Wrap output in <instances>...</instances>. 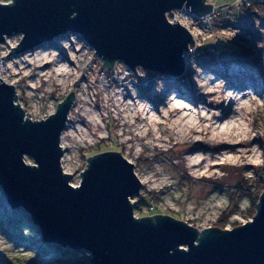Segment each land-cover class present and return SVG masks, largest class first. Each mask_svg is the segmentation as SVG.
<instances>
[{
  "label": "clouds",
  "instance_id": "1",
  "mask_svg": "<svg viewBox=\"0 0 264 264\" xmlns=\"http://www.w3.org/2000/svg\"><path fill=\"white\" fill-rule=\"evenodd\" d=\"M200 2L203 9L209 10L203 15L198 13V19L187 14L192 12L187 0H183L179 9L171 8L162 14L169 27H179L190 37L191 43H186L185 49L193 71L191 79L197 94L204 98L195 105L174 91L162 104L155 106L141 99L134 85L147 75L142 65L129 67L119 59L106 60L95 48L78 40L75 34L70 33L67 40L59 41L65 56L61 59L59 51L40 48L11 56L10 53L24 41L25 33H0V85L13 90L11 105L22 113L21 125L47 123L58 114L69 96L72 97L63 127L57 135V148L61 153L58 168L60 175L67 178L65 183L69 189L76 191L82 187L84 174L96 157L84 160L82 151L97 146L108 135L109 121L115 122L118 142L125 148L122 161L130 167L131 176L138 185L135 194L125 196L131 208V219L135 222L148 219L156 226L157 217L170 218L137 215L140 201L135 197L145 192L160 194L164 189L175 190L179 177L174 168L197 181L201 178L222 181L229 175L225 169L243 170L244 180L254 187L259 181L257 170H264V94L258 95L251 88H227L223 78L205 73L195 63V53L200 48L192 40V37L207 39L216 31L223 33L225 39L213 40L212 45L217 42L227 44L240 33L239 28L219 27L221 22L217 21V16L221 10L225 11V20L232 24L245 13L249 14L253 28L264 37L261 7L257 0H234L223 6L216 5L214 0ZM15 4L16 0H0V7L12 8ZM259 4L264 5V0H259ZM233 7L236 13L231 12ZM76 16V12H71L68 18L72 20ZM255 47L264 49V39L258 40ZM260 61L264 64V52ZM46 64L49 67L44 68ZM85 76L88 79H83ZM155 85V92L159 94L163 89L162 79H157ZM57 99L64 103L58 105ZM224 109H229L226 115ZM173 150L180 155L172 158ZM20 161L26 168L38 170L40 167L27 153H21ZM164 195L168 197L167 206L179 212L171 193ZM261 197L264 195L255 205H251L247 196L242 198L240 210L233 215V220L239 221L238 227L214 226L222 215L217 205L226 211L229 204L228 197L219 193L213 194L212 201L194 214V204L190 203L189 214L181 223L197 232L193 246H199L206 230L231 233L251 224L259 213ZM160 204L164 206L165 201L161 200ZM250 206L255 208L256 214L245 219L243 213ZM208 208L212 210L206 211ZM195 221L202 222L197 225ZM21 231L24 236L34 235L28 228ZM0 242L13 249L23 248L16 247L2 233ZM177 250L187 253L189 248L179 244ZM29 251L35 259L36 251ZM91 255V252H84L86 257Z\"/></svg>",
  "mask_w": 264,
  "mask_h": 264
},
{
  "label": "water",
  "instance_id": "2",
  "mask_svg": "<svg viewBox=\"0 0 264 264\" xmlns=\"http://www.w3.org/2000/svg\"><path fill=\"white\" fill-rule=\"evenodd\" d=\"M182 3L16 0L15 7H0V33H25L15 53L38 48L64 33H78L106 60L119 59L129 67L139 64L175 77L185 71L181 54L191 40L181 28L169 27L162 14ZM187 3L199 14L209 10L202 8L200 0ZM71 12L77 13L75 19L68 18ZM12 96L11 88L0 85V187L12 209L22 208L31 215L43 242L85 249L92 254V264H264V197L251 224L231 233L206 230L199 246H193L198 234L183 220L169 214L148 215L177 221L157 217L153 226L148 219H131L125 196L135 194L138 185L119 151L90 155L96 157L82 187L73 191L66 186L67 178L58 168L57 135L71 96L58 103L64 104L55 117L39 125H21L22 113L12 107ZM21 153L34 157L39 169L24 167ZM179 244L189 251H178Z\"/></svg>",
  "mask_w": 264,
  "mask_h": 264
},
{
  "label": "rangeland",
  "instance_id": "3",
  "mask_svg": "<svg viewBox=\"0 0 264 264\" xmlns=\"http://www.w3.org/2000/svg\"><path fill=\"white\" fill-rule=\"evenodd\" d=\"M216 3L220 5L232 4L234 0H216ZM258 6L261 7L260 14L264 15V5L258 3ZM230 10L232 13H236V8L233 7ZM247 10L252 11V9ZM217 21L221 22L219 25L221 28L232 27L240 29V33L233 40L228 42L231 44V50L233 51L230 52L229 50H225L221 52L228 46L220 42L212 45L213 40L219 41L225 39L223 33L213 31L210 33L209 38L205 39L201 37L197 40V47L200 48L198 50L201 52L199 55L195 54V63L202 68L205 73L211 72L215 74L216 77L218 76L219 79L221 76L215 73V70L223 71L226 74V86L232 87L235 83H251V85L258 83L262 79V76H264V64H261L260 61V55L264 52V49H257L255 44L258 40L264 39V37H261L253 28L251 16L245 13L239 17L237 23L232 24L225 20V11L222 10L217 17ZM261 26L264 27V21H262ZM228 49H230V47H228ZM20 54L10 53L11 56H19ZM188 60L189 56L186 55L185 71L181 75L175 77L147 70L146 77L139 79L138 83L134 85L138 94H150L152 97L154 96L156 101H164L171 91L181 92L183 90L189 92V94L193 96H197L195 85L191 79L193 71ZM229 64H231V68ZM83 79H88V77L85 76ZM157 79H162L163 81V89L159 94L155 92V81ZM26 98L25 93V99ZM61 101V99H57L56 103L58 104ZM114 125V121H109L107 125L108 135L101 139L97 146L87 151H82V158L84 160L90 155L108 150L119 151L124 154L125 148L118 142V128ZM179 155L180 154L174 150L170 153L172 158H176ZM146 162L147 161H145V163ZM225 170L229 172V175L222 181L205 180L203 178L197 181L187 175H182L180 171L174 168L175 174L179 177V184L176 186V189H164L160 194L145 192L142 196L138 195L135 197V199L140 201L137 215L142 217L160 213L169 214L177 219L183 220L184 217L189 214L188 206L190 203L194 204L192 209V214H194L196 211H199L201 207H204L212 201L213 194L219 193L222 196L228 197L229 204L226 211L220 209L217 205V210L221 211L222 215L216 220L214 226L220 228L238 226L239 221H234L233 215L240 210V204L244 196H247L251 202V196L257 195V192L262 193L264 190V170H257L259 181L255 187L244 180L242 174L243 170ZM165 192L171 193L176 205L180 209L179 212L167 206L166 201L168 197L164 195ZM3 194V190L0 187V219H7L9 215L21 219L16 230L21 241L13 242L7 235L3 234L1 231L0 233L6 236L16 247L23 248L13 249L10 248L9 244L0 242V262L2 261L3 264H92V255L91 257L84 256V252L87 251L85 249H71L70 247H62L55 243L43 242L38 226L35 224V226H32L29 222L31 215L22 208L12 209L8 205L6 197ZM161 200L165 201L164 206H161ZM235 203H237V206H234ZM251 208V206L247 208V211L243 213V218H252L250 214ZM211 210V208L206 209V211ZM7 222L8 220L3 222L4 226H7ZM201 222L202 221H195L197 225ZM23 228H28L34 235L24 236L21 231ZM29 250L36 251L37 255L35 259H33L32 253Z\"/></svg>",
  "mask_w": 264,
  "mask_h": 264
},
{
  "label": "bare ground",
  "instance_id": "4",
  "mask_svg": "<svg viewBox=\"0 0 264 264\" xmlns=\"http://www.w3.org/2000/svg\"><path fill=\"white\" fill-rule=\"evenodd\" d=\"M38 48L43 49V50H47V48H42V46H40ZM13 53L14 54H20V53H15V52H13ZM186 55H188V54L186 53L184 55V60H185ZM60 58L64 59L65 58L64 54L61 55ZM229 65H230L229 67L231 68V64H229ZM47 67H49V65H47V64L44 65V68H47ZM40 70L42 71L43 69H40ZM215 73H218L221 76V78H223L225 80L226 74L223 71L215 70ZM216 78L219 79L218 76ZM251 86H252L253 91H255L258 95L264 94V76H262V79L258 83H255L254 85H251V83H245V84L235 83L234 86H232V87L231 86H226V87L231 88V89H236V90H242V89L249 88V87L251 88ZM171 92H173V91H171ZM176 93L179 97L186 99L187 101H189L190 103H193L194 105L197 102H203V100H204V98L200 95L193 96L192 94H189V92H186L183 90L181 92H176ZM187 94H189V95H187ZM139 97L141 99L148 100L153 106L163 103V101H156L154 96L152 97L150 94H139ZM228 111H229V109H224L225 115L227 114Z\"/></svg>",
  "mask_w": 264,
  "mask_h": 264
},
{
  "label": "trees",
  "instance_id": "5",
  "mask_svg": "<svg viewBox=\"0 0 264 264\" xmlns=\"http://www.w3.org/2000/svg\"><path fill=\"white\" fill-rule=\"evenodd\" d=\"M225 45L228 46V47H230V49H228V47L227 48L225 47L221 52H224L225 50H229L230 52L233 51V50H231V44L230 43H227ZM260 193L261 192H257V195L251 196V205H255L256 201L259 199ZM234 206H237V203H235ZM14 211H17V210H14ZM14 211H12V212H14ZM250 212H251L250 213L251 216L253 217L254 214H255V208L252 207ZM5 220H8L7 226H4V224H3V222ZM20 222H21V219L20 218H16V217H14L12 215H9V217L7 219H2L1 218L0 219V231L3 234L7 235L9 237V239H11L13 242L14 241L15 242H19V241H21V238L18 237V234H17V231L16 230H17V226H18V224ZM29 222H30V224L32 226H35L34 223H33V221H32V219H29ZM0 264H3V262L1 261Z\"/></svg>",
  "mask_w": 264,
  "mask_h": 264
},
{
  "label": "built area",
  "instance_id": "6",
  "mask_svg": "<svg viewBox=\"0 0 264 264\" xmlns=\"http://www.w3.org/2000/svg\"><path fill=\"white\" fill-rule=\"evenodd\" d=\"M257 2L259 3V0H257ZM214 3H215L216 5H218V6H223V5H220L219 3H216V0H214ZM177 9H179V8H177ZM221 11H222V10H221ZM221 11H220V13H221ZM220 13H219V15H220ZM187 14L193 16L194 19H198V13H196V12H194V11H192L191 13H187ZM200 15H203V14H200ZM219 15H218V16H219ZM218 16H217V17H218ZM70 33H71V34H75V35L77 36V39H78V40H83V41H85V39H84L80 34H78V33L68 32V33L61 34V35L55 37L52 41L43 44V45H42V48L54 49V50L59 51L60 55H63L64 52H63V49L60 47L59 41L62 40V39H63V40H67V39H68V34H70ZM194 40H195V44H196V46H198V41H197V39H196L195 37H194ZM85 42H86V41H85ZM86 43H87V42H86ZM87 44H88V43H87ZM88 45H89V44H88ZM91 47H92V46H91ZM200 52H201V51L197 49V51H196L195 54H196V55H199ZM186 53H187V51H185L183 55H185Z\"/></svg>",
  "mask_w": 264,
  "mask_h": 264
}]
</instances>
